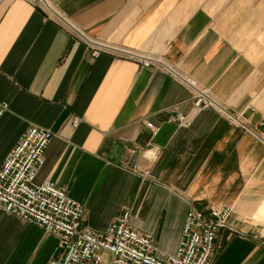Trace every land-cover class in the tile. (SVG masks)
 Masks as SVG:
<instances>
[{
	"label": "crops",
	"instance_id": "crops-1",
	"mask_svg": "<svg viewBox=\"0 0 264 264\" xmlns=\"http://www.w3.org/2000/svg\"><path fill=\"white\" fill-rule=\"evenodd\" d=\"M54 5L0 0V169L37 126L52 138L35 181L66 190L83 225L103 231L130 206L174 253L190 209L230 206L212 264H264V0ZM188 79L217 107L195 110ZM56 244L0 209V264H47Z\"/></svg>",
	"mask_w": 264,
	"mask_h": 264
},
{
	"label": "built area",
	"instance_id": "built-area-1",
	"mask_svg": "<svg viewBox=\"0 0 264 264\" xmlns=\"http://www.w3.org/2000/svg\"><path fill=\"white\" fill-rule=\"evenodd\" d=\"M37 1L52 17H56L57 0ZM102 48L93 49L98 54ZM143 66L159 65L158 61L140 54H129ZM187 84L194 90L193 108L217 107L216 102L197 88L193 80ZM0 103V118L8 110ZM188 126L186 115L175 119ZM79 119H75L77 126ZM146 126L155 134L158 128ZM52 138L50 131L30 126L4 160L0 169V209L20 220L40 226L56 237V254L47 264H212L221 247L218 234L229 230L230 206L207 210L190 209L182 237L174 253L160 250L151 234L141 233L130 224L132 208L125 206L121 214L105 230L97 231L83 225V207L64 190L50 181L36 183L43 166L45 150Z\"/></svg>",
	"mask_w": 264,
	"mask_h": 264
}]
</instances>
